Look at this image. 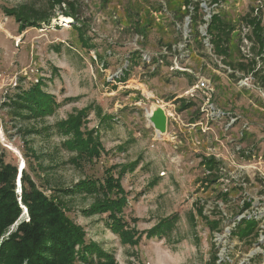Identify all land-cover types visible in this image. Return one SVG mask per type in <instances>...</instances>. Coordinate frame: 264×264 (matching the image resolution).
<instances>
[{
    "label": "rangeland",
    "instance_id": "1",
    "mask_svg": "<svg viewBox=\"0 0 264 264\" xmlns=\"http://www.w3.org/2000/svg\"><path fill=\"white\" fill-rule=\"evenodd\" d=\"M33 1L0 0V144L7 150V161L18 168L25 166L36 181L64 188L86 177L100 178L110 167L117 171L123 165L136 163L121 181L127 200L123 218L138 232L173 218L172 228L161 236H143L137 246L122 245L118 236L104 228L105 216L81 215L80 210L88 208L94 198L63 199L67 216L83 227L86 240L111 253L115 264H257L247 261L244 245L233 246L232 233L226 227H220L219 232L209 231V223L238 209H212L221 201L216 198L218 193L206 186L207 171L200 162L203 157L217 155L229 170L249 166L264 170L262 93L236 85L228 76L231 72H222V64L214 73L211 57L189 60L185 65L193 69L195 77L216 75L220 79L216 103L238 119L232 128L227 118L207 126L204 121V133L189 123L190 111H179L178 99H191L185 91L192 78L170 71L164 64L160 73L151 77L149 70L153 66L147 68L133 57L134 52L142 50V55L151 60L161 53L163 44L178 40L169 10L156 21L152 9L156 0H84L81 17L86 22L83 38L87 46H83L70 28L73 20L63 17L61 10H56L57 18L49 25L26 30H20L19 23L4 12L5 8ZM181 1H174L170 8ZM223 1L228 23L237 26L239 18L253 6L262 10L264 25V0ZM147 24V41H137L131 28L142 30ZM133 59L136 61L130 62ZM202 62L209 68L205 72ZM39 78L44 79L43 90L58 104L53 115L43 119L13 116L4 106L6 98L18 87L27 89ZM200 97L197 93L192 99L198 104ZM155 105H160L167 115L165 135L158 136L146 120ZM80 111H87L82 131L95 132L103 118L111 119L100 131L105 152L98 159L74 164L75 156L63 146L67 137L55 125ZM251 146L254 155L246 162L245 152L251 151ZM230 194L240 199L241 194ZM244 223L246 231L254 226L252 222ZM225 232L229 233L222 237Z\"/></svg>",
    "mask_w": 264,
    "mask_h": 264
},
{
    "label": "trees",
    "instance_id": "2",
    "mask_svg": "<svg viewBox=\"0 0 264 264\" xmlns=\"http://www.w3.org/2000/svg\"><path fill=\"white\" fill-rule=\"evenodd\" d=\"M83 1L35 0L14 8H5L4 12L19 23L20 30H26L49 25L52 20L57 18L56 10H61L60 13L63 17L73 20L70 28L77 33L82 45L87 46L83 38L86 33L85 28H87L86 22L81 17ZM174 1L176 0H156L152 9L154 11L162 10L161 2H163L166 10L170 11L174 24L182 22L184 17L190 13L192 19V40L188 45L190 59L201 58L203 61V56L206 55L209 60L210 57L212 61H214V58L216 61L220 60V64L231 71L228 74L229 77L237 82L240 78L250 76L252 78V88L257 89L264 95V25L262 24V10L250 6L248 11L239 18L237 26L228 23L224 19L223 12L226 9H220L212 15L207 26V34L212 45L210 55L205 51L197 30V26L202 22L203 17L199 0L195 2L193 0H183L180 4H175L170 8ZM212 1L217 2L219 0ZM221 1L225 3V1ZM183 6L192 7V11L189 12L188 8L182 10ZM86 20L88 19L86 18ZM137 20H140L138 16ZM243 27L249 29L246 35L250 44V56L248 57L244 56L240 50ZM146 28H149V24L142 30L133 27L131 33L142 38V42H146ZM172 45L173 42L163 44L169 52L172 51ZM134 54L136 55L133 57L142 62L140 52L136 51ZM212 61V66H214L212 69L215 70L213 72L220 71L217 62ZM152 62L157 63L158 60L154 58ZM164 65L168 67L170 64L165 61ZM201 67L204 72L209 69L206 67L205 62L201 63ZM160 68L161 65H156L152 70H149V75L156 77L160 73ZM207 72L209 73V71ZM222 72L226 73L225 70ZM181 74H184L187 78H192L189 85L191 87L195 81L193 77L187 73ZM207 77L214 86L212 101L219 107L216 103L215 92L216 88H219L220 79L217 80L216 75ZM44 87V79L41 78L27 89L18 87L11 96L6 98L4 106L13 116L20 119L49 117L53 115L58 104L52 95L43 90ZM182 98L178 99L180 103L179 111H190L192 119L189 123L195 124L202 115L200 113L202 100L199 99V103L196 104L197 102L193 99ZM86 112L80 111L74 117H69L55 125L56 130L62 136L67 137L63 146L67 152L75 156L72 159L74 164H78L79 160L92 161L98 159L102 152H105L100 143V131L111 118H103L101 125L99 124L95 132L93 130L82 131L81 126L85 122L84 115ZM106 126L109 127L108 124ZM240 136L243 140L244 135L240 134ZM251 151L254 155L253 147ZM6 154L7 150L0 144V264H115L113 255L102 249L97 243L87 241L83 227L67 216L68 209L63 202V199L67 198L76 196L94 198L93 203L88 208L80 210L81 215L84 217L105 216L103 219L104 228L118 236L122 245L137 246L143 236L146 239L161 236L174 224L173 218H166L152 229L138 232L136 229L131 228L123 218L127 200L121 181L127 172L131 173L134 170L136 163L128 166L123 165L117 171L115 170L116 167H110V169L103 172L100 178L86 177L65 188L50 186L47 181L44 183L40 179H38L40 182L36 181L24 166L19 174L20 185L17 186L18 166L7 161ZM200 163L207 171L204 182L210 188L215 180L219 178V169L224 167L225 163L222 160H216L214 156L203 157ZM46 192L50 193L47 194ZM228 196L229 193L223 194L220 192L216 198L226 200ZM197 211L198 215L203 217L202 211L200 209H197ZM131 222L135 223L136 220L133 219ZM209 224L210 232L221 230L218 229L220 228V220ZM244 224L238 225L235 231L241 238L251 231L243 230Z\"/></svg>",
    "mask_w": 264,
    "mask_h": 264
},
{
    "label": "built area",
    "instance_id": "3",
    "mask_svg": "<svg viewBox=\"0 0 264 264\" xmlns=\"http://www.w3.org/2000/svg\"><path fill=\"white\" fill-rule=\"evenodd\" d=\"M162 1V0H161ZM194 2L196 0H193ZM207 1L209 7L207 8ZM212 3V4H211ZM162 10L154 11L153 16L156 17V21L160 20V17L164 16L166 12L165 4L161 2ZM190 5V4H189ZM199 5L203 13L202 22L198 24L197 30L199 33V38L202 41L204 49L208 54L211 55L212 45L210 44V37L207 34V26L212 17L220 9L224 8L225 5L222 1L213 2L212 0H199ZM189 12L192 11V7L188 6L182 7V10L187 9ZM173 20V17L171 15ZM173 23V28L178 34V40H176L172 45V51L164 46L161 49V53L156 57H152L151 60L148 56L142 55V50H140L141 63L147 65L148 67L164 64L167 61L170 65L168 66L170 71L177 73H187L193 77L195 80L194 84L185 91V95L189 96L188 98H195L197 93L201 94L200 99L202 100L200 105V113L202 114L200 119L195 123L191 124L193 127H199L201 130L204 121L207 124L212 123L213 121L221 118H227L229 121L228 126H233L238 119L232 117L231 113L222 111L214 102L212 101L214 94V86L211 80L208 77L203 75L194 76L193 69L186 67L185 64L188 63L190 59V53L188 50V45L190 44L192 38V19L190 13L184 17L182 22ZM248 28H242L241 34V45L240 50L244 56H250L249 47L250 44L246 38L248 33ZM138 37V36H137ZM137 41H141L142 38L138 37ZM156 58L157 63H153L152 60ZM214 61L216 59L214 58ZM219 68L221 66L220 60L216 61ZM146 66V67H147ZM147 67V68H148ZM225 71L231 72L229 68L221 66ZM152 68V69H153ZM150 68V70H152ZM236 85L241 88L253 87L252 78L250 76L240 78L237 80ZM264 98V95L262 94ZM182 98V97H181ZM168 119V118H167ZM204 130V129H203ZM205 133V130L203 131ZM250 151V150H249ZM245 152V160L249 162L251 159V151ZM216 160L223 159L217 155H214ZM224 162V161H223ZM227 167V165L225 164ZM224 167L219 169V178L215 180L211 186L213 193L228 194L229 196L226 200H220L217 202L218 205H215L212 209L224 210L225 208L237 206L236 213L227 214L226 212L220 217V227H226L225 230H229L232 233V241L234 247H241L244 245L246 248V256H248L247 261L257 262V264H264V170L257 169L252 166L250 168H241L229 170ZM207 186V183H206ZM231 192H237L241 194L240 199L237 200V197H232ZM252 192V193H251ZM224 203L226 205H224ZM244 222H252L254 224L253 228L245 237H240L235 231L238 225ZM222 229V228H220ZM229 232H225L222 237H224ZM251 251V252H250ZM250 252L249 255H247Z\"/></svg>",
    "mask_w": 264,
    "mask_h": 264
},
{
    "label": "water",
    "instance_id": "4",
    "mask_svg": "<svg viewBox=\"0 0 264 264\" xmlns=\"http://www.w3.org/2000/svg\"><path fill=\"white\" fill-rule=\"evenodd\" d=\"M146 120L151 124L152 128L158 136L166 134L167 115L160 105H155L150 109V112L146 114ZM19 172L20 167L18 168L17 186L20 185Z\"/></svg>",
    "mask_w": 264,
    "mask_h": 264
},
{
    "label": "bare ground",
    "instance_id": "5",
    "mask_svg": "<svg viewBox=\"0 0 264 264\" xmlns=\"http://www.w3.org/2000/svg\"><path fill=\"white\" fill-rule=\"evenodd\" d=\"M68 22H69V21H68ZM20 168L22 169V168H24V166H22V167L20 166ZM22 170H23V169H22ZM22 170H21V171H22ZM20 173H21V172H20Z\"/></svg>",
    "mask_w": 264,
    "mask_h": 264
}]
</instances>
